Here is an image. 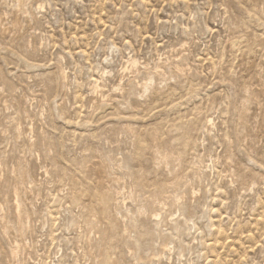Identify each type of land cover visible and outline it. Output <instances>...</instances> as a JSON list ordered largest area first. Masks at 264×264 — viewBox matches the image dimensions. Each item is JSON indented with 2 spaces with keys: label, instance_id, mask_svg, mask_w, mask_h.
Here are the masks:
<instances>
[{
  "label": "rangeland",
  "instance_id": "374dc122",
  "mask_svg": "<svg viewBox=\"0 0 264 264\" xmlns=\"http://www.w3.org/2000/svg\"><path fill=\"white\" fill-rule=\"evenodd\" d=\"M0 264H264V0H0Z\"/></svg>",
  "mask_w": 264,
  "mask_h": 264
}]
</instances>
